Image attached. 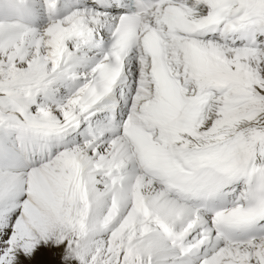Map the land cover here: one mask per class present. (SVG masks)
Masks as SVG:
<instances>
[{"label":"snow or ice","instance_id":"6c2138e0","mask_svg":"<svg viewBox=\"0 0 264 264\" xmlns=\"http://www.w3.org/2000/svg\"><path fill=\"white\" fill-rule=\"evenodd\" d=\"M0 264H264V0H0Z\"/></svg>","mask_w":264,"mask_h":264}]
</instances>
